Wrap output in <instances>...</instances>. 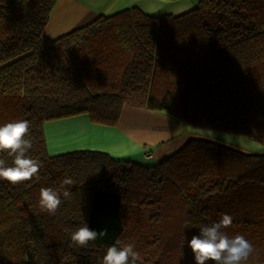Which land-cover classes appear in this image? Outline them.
I'll list each match as a JSON object with an SVG mask.
<instances>
[{
  "label": "trees",
  "instance_id": "16d2710c",
  "mask_svg": "<svg viewBox=\"0 0 264 264\" xmlns=\"http://www.w3.org/2000/svg\"><path fill=\"white\" fill-rule=\"evenodd\" d=\"M56 3L0 0V126L29 121L27 155L42 165L31 180H0V264H99L129 243L137 264H194L187 240L223 214L229 238L253 245L242 264H264V152L191 139L153 165L93 150L49 156L43 130L78 115L115 126L128 106L264 148V0H198L162 16L132 7L49 39ZM43 187L71 199L49 214ZM84 223L107 235L70 246Z\"/></svg>",
  "mask_w": 264,
  "mask_h": 264
},
{
  "label": "crops",
  "instance_id": "0c3cea01",
  "mask_svg": "<svg viewBox=\"0 0 264 264\" xmlns=\"http://www.w3.org/2000/svg\"><path fill=\"white\" fill-rule=\"evenodd\" d=\"M197 2L198 0H57L44 35L49 39H56L89 24L99 16H110L132 7L151 16L179 15L191 10ZM163 114L125 106L115 126L95 124L87 115L56 119L53 120L54 123L47 122L43 127L47 152L60 155L90 149L104 152L115 159L153 165L179 150L191 139H204L227 146L217 138L201 136L203 129L188 126L174 118L169 119ZM255 146L251 153H263V147L258 144Z\"/></svg>",
  "mask_w": 264,
  "mask_h": 264
},
{
  "label": "clouds",
  "instance_id": "9594fccd",
  "mask_svg": "<svg viewBox=\"0 0 264 264\" xmlns=\"http://www.w3.org/2000/svg\"><path fill=\"white\" fill-rule=\"evenodd\" d=\"M30 122L18 120L0 126V153H8L12 157V166H6V162L0 159V180L10 184H17L31 180L41 168V162L27 155L32 148V140L25 137L29 133ZM71 178H65L61 187L71 185ZM71 199V193L64 190L62 194L50 187L40 189L39 206L41 210L55 214L62 198ZM232 224V217L223 214L221 219L211 225H202L197 235L187 240V247L191 249L194 264H242L253 253V245L242 235L233 238L223 231ZM107 235V230L97 232L88 227L86 223L76 228L70 235V246L88 247L90 242L96 241ZM139 254L134 251V245L129 243L123 247L113 245L107 248L99 264H137Z\"/></svg>",
  "mask_w": 264,
  "mask_h": 264
},
{
  "label": "rangeland",
  "instance_id": "374dc122",
  "mask_svg": "<svg viewBox=\"0 0 264 264\" xmlns=\"http://www.w3.org/2000/svg\"><path fill=\"white\" fill-rule=\"evenodd\" d=\"M146 113H148V112H146ZM148 114H151V113H148ZM163 115H165V117H167L169 119L174 118V117L169 116L165 113ZM55 121L52 120V123H54ZM48 123H51V121H49ZM201 131H203L200 134L201 136L208 137V138H214V139L217 138L216 140L220 141L222 144H227V146H231L232 148L241 150L243 152L249 153V152H251L252 149H255V147H256L255 146L256 144L251 143L250 142L251 140L246 139V138H242V137H238V136H231V135H227V134H221V133L208 131V130H201ZM228 144H232V145H228ZM81 150H83V149H81ZM84 150H90V149H84ZM77 151H79V150H77ZM262 152H264V150ZM48 155L49 156H56L59 154L55 153V154H48Z\"/></svg>",
  "mask_w": 264,
  "mask_h": 264
},
{
  "label": "built area",
  "instance_id": "2783aa9c",
  "mask_svg": "<svg viewBox=\"0 0 264 264\" xmlns=\"http://www.w3.org/2000/svg\"><path fill=\"white\" fill-rule=\"evenodd\" d=\"M146 157H149V155H146Z\"/></svg>",
  "mask_w": 264,
  "mask_h": 264
}]
</instances>
